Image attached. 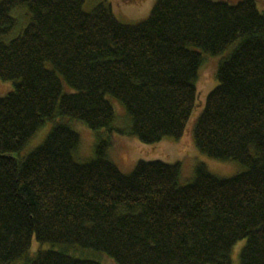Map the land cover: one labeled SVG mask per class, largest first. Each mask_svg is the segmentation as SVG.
I'll use <instances>...</instances> for the list:
<instances>
[{"label": "trees", "instance_id": "1", "mask_svg": "<svg viewBox=\"0 0 264 264\" xmlns=\"http://www.w3.org/2000/svg\"><path fill=\"white\" fill-rule=\"evenodd\" d=\"M87 1L0 0V78L15 82L0 97V263L27 255L35 237L118 264H232L246 240L240 264H264V12L254 0H157L132 25L106 2L86 11ZM17 8L28 22L6 42L22 23ZM230 48L194 139L202 153L245 172L221 178L202 164L182 185L180 164L140 161L126 175L100 133L95 156L76 160L80 134L61 122L19 156L59 117L145 144L181 139L199 104L204 53ZM108 96L125 106L129 129L114 128ZM25 264L101 263L42 249Z\"/></svg>", "mask_w": 264, "mask_h": 264}, {"label": "rangeland", "instance_id": "2", "mask_svg": "<svg viewBox=\"0 0 264 264\" xmlns=\"http://www.w3.org/2000/svg\"><path fill=\"white\" fill-rule=\"evenodd\" d=\"M157 0H89L85 4L86 11L93 10L99 3L106 2L111 5L114 15L119 21L125 24H137L147 19ZM230 4L238 1L224 0ZM258 9L264 12V0H254ZM17 14L19 16L17 17ZM26 14V18H25ZM12 15L19 18L20 23L8 35L4 37L6 42H10L17 37L23 28L27 25L28 17L25 8H17L12 11ZM231 48L224 54L212 56L207 53L203 55V65L199 72L197 87L199 91L198 101L194 113L188 123L185 134L181 139L166 137L162 141L155 144H145L137 137L123 135L118 132L110 133L108 130L95 132L91 130L83 122L67 118L59 117L50 122L47 127L42 128L38 134L30 141V143L21 151L19 156L24 158L37 149L46 139L53 126L57 123H65L80 134L81 142L75 152L76 160L85 162L95 156V145L97 143L98 133L104 137L111 139V147L109 150V158L120 168L124 174H131L140 161H162L167 164L181 165V184L185 185L194 180L196 170L200 165H205L208 170L221 178H232L247 169L244 165L235 161H221L202 153L195 143L194 127L197 119L204 110L207 96L218 86L217 72L221 61L229 54ZM65 93H72V90L65 81H63ZM15 91L14 81H4L0 78V97H5ZM112 103L115 110L114 128L117 130H125L131 127L132 121L128 115L125 106L112 96L107 97ZM246 240L238 242L232 252V264H240V255ZM42 249L65 250L71 255L90 259L100 262L101 264H118L114 259L104 252L82 248L69 247L57 244H41L34 237L32 247L27 255L19 260L9 264H25L29 258H33L37 251ZM2 264V263H0Z\"/></svg>", "mask_w": 264, "mask_h": 264}, {"label": "water", "instance_id": "3", "mask_svg": "<svg viewBox=\"0 0 264 264\" xmlns=\"http://www.w3.org/2000/svg\"><path fill=\"white\" fill-rule=\"evenodd\" d=\"M6 157H8V158H10V159H14V158H16L15 155H6Z\"/></svg>", "mask_w": 264, "mask_h": 264}]
</instances>
